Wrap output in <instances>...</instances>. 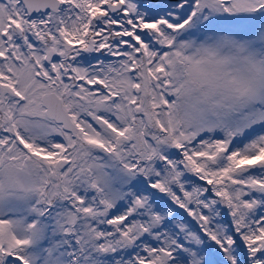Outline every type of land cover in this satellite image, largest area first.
Listing matches in <instances>:
<instances>
[{
	"label": "snow or ice",
	"instance_id": "1",
	"mask_svg": "<svg viewBox=\"0 0 264 264\" xmlns=\"http://www.w3.org/2000/svg\"><path fill=\"white\" fill-rule=\"evenodd\" d=\"M0 264H264V0H0Z\"/></svg>",
	"mask_w": 264,
	"mask_h": 264
}]
</instances>
